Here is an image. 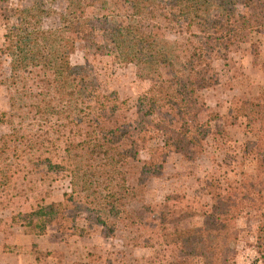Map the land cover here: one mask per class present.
<instances>
[{
	"label": "trees",
	"instance_id": "trees-1",
	"mask_svg": "<svg viewBox=\"0 0 264 264\" xmlns=\"http://www.w3.org/2000/svg\"><path fill=\"white\" fill-rule=\"evenodd\" d=\"M39 1L62 4L60 11H53V27L42 26L45 11L38 5L1 13L0 58L7 66L1 82L14 87L8 95L9 109L18 110L21 118L30 115L57 135L51 140L46 130L34 134L20 122L0 119L7 126L0 135V194L24 156L32 154L34 170L52 178L64 174L68 190L61 201L47 205L43 196L38 197L24 215L27 224L54 225L59 234L78 238L94 234L112 240L120 233V249L111 248L104 255L88 250L71 264H141L131 253L135 247L158 251L163 264H226L237 215L250 207L264 219V140L259 138L253 149L255 179L240 181L234 191L222 188L213 177L204 180L209 204H202L199 225H177L189 217V207L168 201L156 213L146 207V182L161 175L168 153L191 159L205 152V140L214 134L210 122L220 119L200 96L218 83L212 61L225 59L247 33L264 26V1L119 0L129 10L123 24L89 17L87 9L96 0ZM149 23L179 34L183 42L142 34L141 26ZM76 44L132 64L136 77L148 82L135 99L132 120L122 116L129 110L127 102L116 91L101 89L89 65L70 61ZM175 46L180 55L173 53ZM232 103L230 123L241 115L260 116V103ZM201 111L204 120L198 118ZM153 136L159 144L150 146L148 158L141 160L139 151ZM53 149L56 160L44 153ZM168 199L176 202L178 197ZM263 226L264 220L258 226L260 234ZM259 243L264 249L260 236Z\"/></svg>",
	"mask_w": 264,
	"mask_h": 264
},
{
	"label": "rangeland",
	"instance_id": "rangeland-1",
	"mask_svg": "<svg viewBox=\"0 0 264 264\" xmlns=\"http://www.w3.org/2000/svg\"><path fill=\"white\" fill-rule=\"evenodd\" d=\"M264 1V0H262ZM38 5L45 14L42 18L43 27H53L56 17L53 11H60L62 4L54 2L46 4L39 0H0V37L4 31L1 13L6 8L29 7ZM238 11L244 13L242 6ZM89 17L105 18L114 24H123L129 16L126 5L119 0H96L94 6L87 9ZM142 34L163 37L166 41L182 43L177 33L164 31L152 23L142 25ZM180 47H174V54L180 55ZM0 67V119H12L14 125L19 122L31 133L41 134L46 130L51 140L56 135L46 124L39 123L31 116H18V110H11L8 106V95L13 93L12 85L6 86L1 82L7 73L4 58L1 57ZM72 63H86L93 71L101 89L116 91L118 97L129 105V110L122 114L126 120L134 117V103L136 97L144 91L148 82L136 77L132 64L112 61L107 55L93 54L85 51L80 44L75 45L70 57ZM264 26L259 31L246 34L242 44L228 52L225 59H215L212 67L217 73L218 83L210 89L200 92L201 98L207 104L208 111L220 114V119L211 121L213 136L205 140V152L191 159L179 153L167 154L162 173L159 177L149 178L146 182L144 205L158 212L164 201L176 207H189L191 210L187 219L179 222V226L199 225L201 222L202 204H209V196L204 191V180L210 177L216 179L222 188L236 190L240 181L255 179L256 159L253 149L260 139L264 140ZM234 99L248 100L260 103L262 106L258 114L238 116L230 123L231 109ZM28 102V99H23ZM32 115V112H31ZM198 118L204 120L205 112H199ZM7 132V126L0 123V135ZM249 141V142H248ZM248 142V143H246ZM262 142V140H261ZM159 144L156 136L139 151V158H148V148ZM48 145L46 144L45 148ZM59 141L56 142L58 148ZM264 157V142L261 143ZM56 149L45 152L56 160ZM58 153V149H57ZM32 157V154H31ZM25 155L16 167V174L12 182L0 194V264H71L82 259L90 250L104 255L105 251L120 249L121 236L117 232L112 240H103L98 235L85 238L59 234L54 225L40 224L35 227L27 224L24 215L29 211L38 197L43 196L44 205L62 200V192L68 190L67 178L60 176H42L40 171L34 170L32 158ZM263 173L261 174V176ZM175 195L176 202L166 200ZM38 201V200H37ZM14 216L15 219H11ZM255 209L245 207L235 219L236 237L231 243V249L226 254V264H264V249L259 243V236L264 242V226L260 234L258 226L263 222ZM173 225H168L172 228ZM38 253V254H36ZM131 253L140 259L141 264H163L158 251L148 247H135ZM163 254V253H162ZM33 259V256L35 257ZM198 264H200L198 262Z\"/></svg>",
	"mask_w": 264,
	"mask_h": 264
}]
</instances>
